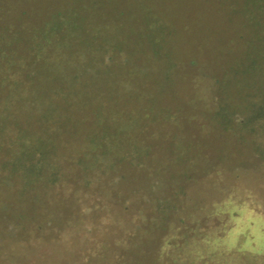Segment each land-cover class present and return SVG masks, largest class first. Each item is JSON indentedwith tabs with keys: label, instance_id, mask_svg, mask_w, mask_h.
Here are the masks:
<instances>
[{
	"label": "rangeland",
	"instance_id": "obj_1",
	"mask_svg": "<svg viewBox=\"0 0 264 264\" xmlns=\"http://www.w3.org/2000/svg\"><path fill=\"white\" fill-rule=\"evenodd\" d=\"M243 1L0 0V147L37 134L65 169L30 264H264V92L235 91L264 66L240 62L257 31Z\"/></svg>",
	"mask_w": 264,
	"mask_h": 264
},
{
	"label": "trees",
	"instance_id": "obj_2",
	"mask_svg": "<svg viewBox=\"0 0 264 264\" xmlns=\"http://www.w3.org/2000/svg\"><path fill=\"white\" fill-rule=\"evenodd\" d=\"M243 2L245 3L243 5V12H244V17L246 18L245 20L246 26L248 25L250 27L251 26L254 27L253 30H257L256 31L257 33L256 32L254 33V37H253L254 41L250 42L248 51L243 56L240 62L249 63V68L247 69H251L250 70L252 74L251 76L252 78L255 79L256 74L259 72V70L262 71L263 66H264V65L262 66L258 65V66L251 67L253 60L260 61L262 60V58H264V30H261L262 28H264V17L262 20L260 21L258 20V16H259L258 14L264 13V2H262V0H244ZM249 17H251L254 20V25L250 24V22L252 21L249 22L247 20ZM240 71H241L240 73L243 74L244 80L247 81L251 79V76L248 75V72H249L248 70H245V71L240 70ZM60 76L61 75H58V77L56 78L59 79ZM75 79L79 80L77 77H75ZM242 88H245V87L241 86V89ZM181 89L185 90L184 87ZM251 90L255 94L260 91L264 92V86L261 84L255 83L253 87H248L247 89H243L241 91H238L237 89H235V91H237L239 95L242 92L249 93L251 92ZM259 114H264V109H261L259 111ZM5 118L4 120L7 119ZM0 119L3 120L2 117ZM98 120H100L98 122L101 125L102 119H98ZM6 126H8L7 123H6ZM104 131L106 132L104 135L105 137L107 134V131L103 130V132ZM23 133L24 131H21L18 134L19 136H17L15 140L11 141L12 145H9V146L7 145L6 148L0 147V187L1 186L9 187L13 182L18 183L17 185L18 188L16 189V195H14L13 201L11 202V204H9L10 211H6L2 208V210L5 211L4 212L0 209V217L1 218L3 217L2 226L6 224L7 226L11 227L8 233L10 236H8L7 234L6 237L3 238V240H1L2 246L0 245V256L1 257L4 256L5 254H3L2 252H5V251H7L6 254H9L8 253L9 251L10 252L15 251L17 255L12 253L13 255L12 263L10 261L11 259L6 257V258L0 259V264H16L15 263L16 259L17 261H19V258L17 256H21V261L17 264H30L31 257L35 256L34 252L36 250L34 245H32L34 237H32L31 233L34 236L36 234L33 232L28 233V231H31L32 222L34 221L35 218L36 219L42 218L44 221L48 219L47 215H44L41 217L42 215L41 213L43 212L44 208H40V206H42V203H44L45 205V202L48 199L50 194L51 195L55 194L56 192L60 190L59 188H62L63 190V187H62L63 183H61V180H62V176L65 175V173L63 172L65 169H63V167L61 166L59 162L62 158H60V156L58 155V152L54 153L53 155L49 157L48 156L45 157L44 147L46 145H44L43 139H41L40 137H37L36 136L37 134H35L33 135V137H31V140L28 141L29 136H26V135L20 136V134H23ZM98 137H99L98 135L92 134L90 135L89 140H91V142L95 144L96 143L95 141L97 142L100 141ZM28 147H30V150L28 149ZM97 147L100 149V151L104 150L102 155H98V156H108L109 155L106 144L104 142L103 143L100 142V144H98ZM7 148L9 149L15 148L16 149L15 154L17 156L13 158L6 157L5 150ZM93 157L99 160V158H97V154L88 155L86 153L82 154L81 157H77V159L75 160L77 161V164L79 167L84 168V170L88 169L89 171V170H92V167L95 166L94 163L96 162V159L94 160ZM56 161L58 163L57 171L55 169L53 170V163ZM71 163H74V162L72 161ZM47 169L48 171L53 170V172L52 174H50V176L45 177L47 175L46 173H48ZM44 179H46L47 182H45ZM86 184H87L86 188H89L90 182L86 181ZM50 187H52V190H51V193L49 194ZM17 195L21 197L18 198ZM28 199L31 200V204L28 203L30 201V200L28 201ZM0 206L7 207L6 204H2ZM50 226L51 225H48V221H45L43 224H40L39 227H37L36 229L37 232L39 233L40 231L39 233V237L41 240L40 242H43L44 239L46 238L45 235L41 233L45 230V227H50ZM91 230L92 228L89 227L88 230H86L87 234H91L90 232ZM54 235L56 234H50V237ZM21 238H22L21 244H17L18 242H15L16 244L14 245L12 244V242L18 239H21ZM117 240H116L117 245L118 243H120V245L121 243H123L124 245L128 243L126 242L125 238L124 240H121V239H117ZM127 246H132V243H129ZM135 246L136 245H133V247ZM173 248L175 249V247ZM198 248H199V245H198ZM26 250L27 252H25ZM77 255L80 256L79 252L77 253ZM92 256H94V254ZM103 257L104 256H100V258H103ZM36 264H41V262L38 261L37 259ZM112 264H126V262H120V260L119 261L117 260V261H114V263L112 262ZM136 264H145V263L142 261V259H139Z\"/></svg>",
	"mask_w": 264,
	"mask_h": 264
}]
</instances>
